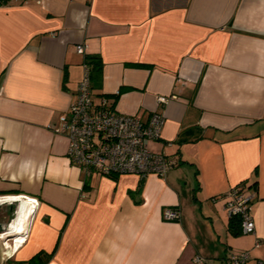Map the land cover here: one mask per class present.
<instances>
[{
    "label": "crops",
    "instance_id": "crops-1",
    "mask_svg": "<svg viewBox=\"0 0 264 264\" xmlns=\"http://www.w3.org/2000/svg\"><path fill=\"white\" fill-rule=\"evenodd\" d=\"M87 57L96 104L163 115L150 148L179 163L165 179L70 161L59 124ZM232 188L254 197V235L230 232ZM0 200V264L264 260V0L3 1Z\"/></svg>",
    "mask_w": 264,
    "mask_h": 264
},
{
    "label": "built area",
    "instance_id": "built-area-1",
    "mask_svg": "<svg viewBox=\"0 0 264 264\" xmlns=\"http://www.w3.org/2000/svg\"><path fill=\"white\" fill-rule=\"evenodd\" d=\"M3 1L0 0V5ZM86 46L78 45V54L84 55ZM85 64V63H84ZM91 68L86 63L84 77L79 84L77 99L70 106L68 114L60 118L59 131L68 140V157L74 164L88 173L98 172L103 176L134 174L141 179L156 175L165 179L178 166L175 158L163 153H155L150 144L158 141L164 127V117L153 112L147 119L137 115H124L111 111L106 100L96 104L91 81ZM173 97H159L158 104L167 105ZM225 208L229 218L240 220L241 235L250 236L256 232L253 210L254 197L240 188L227 192ZM31 201V200H29ZM34 204L36 202L31 201ZM5 203L0 200V204ZM180 212L176 208H166L163 212L165 221H178ZM258 242L256 247L259 248ZM249 251L232 254L224 264H250ZM196 262L202 263L201 258ZM255 264H264L257 259Z\"/></svg>",
    "mask_w": 264,
    "mask_h": 264
},
{
    "label": "trees",
    "instance_id": "trees-1",
    "mask_svg": "<svg viewBox=\"0 0 264 264\" xmlns=\"http://www.w3.org/2000/svg\"><path fill=\"white\" fill-rule=\"evenodd\" d=\"M101 61H98L96 59H94L93 57H87V64L91 66V71H92V79L93 81H97L100 78L101 74V67H102V63H100ZM94 87V84H93ZM94 89V88H93ZM239 222L240 220L238 218L232 219L231 220V224L229 226L230 232L235 235V236H240L241 235V228L239 227ZM43 255L40 257H36L34 258L35 261L36 260H40V264H45V262L43 261L44 259H42ZM37 261V262H38Z\"/></svg>",
    "mask_w": 264,
    "mask_h": 264
},
{
    "label": "bare ground",
    "instance_id": "bare-ground-1",
    "mask_svg": "<svg viewBox=\"0 0 264 264\" xmlns=\"http://www.w3.org/2000/svg\"><path fill=\"white\" fill-rule=\"evenodd\" d=\"M15 230H17V228H14V232H15Z\"/></svg>",
    "mask_w": 264,
    "mask_h": 264
}]
</instances>
